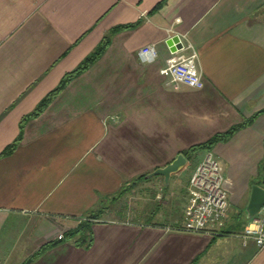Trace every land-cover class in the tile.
<instances>
[{
  "label": "crops",
  "instance_id": "crops-1",
  "mask_svg": "<svg viewBox=\"0 0 264 264\" xmlns=\"http://www.w3.org/2000/svg\"><path fill=\"white\" fill-rule=\"evenodd\" d=\"M134 22L111 32L0 156V264H264V246L241 237L264 166V0H0V152L64 73L111 28ZM175 34L198 52L200 88L174 87L159 71ZM147 44L151 60L139 54ZM241 122L197 151L185 177L188 159L167 184L152 176L163 190L155 210L88 218L135 176ZM207 152L223 165L228 208L214 228L223 234L168 229L182 223L184 188ZM83 220L89 246L57 238Z\"/></svg>",
  "mask_w": 264,
  "mask_h": 264
},
{
  "label": "built area",
  "instance_id": "built-area-1",
  "mask_svg": "<svg viewBox=\"0 0 264 264\" xmlns=\"http://www.w3.org/2000/svg\"><path fill=\"white\" fill-rule=\"evenodd\" d=\"M173 31L172 29H170ZM180 46L170 50L160 73L165 76L166 83L174 87L185 84L193 88L203 85L198 69V52L185 35H179ZM157 51L154 44H147L139 50L142 58L151 60ZM223 165L212 152H207L196 165L188 182V197L184 207V218L178 226H168V229H180L186 232H208L222 234L215 230V225L221 224L228 208V197L223 185ZM241 237L252 239L256 246H264V204L244 226ZM57 238H63L60 233Z\"/></svg>",
  "mask_w": 264,
  "mask_h": 264
},
{
  "label": "trees",
  "instance_id": "trees-1",
  "mask_svg": "<svg viewBox=\"0 0 264 264\" xmlns=\"http://www.w3.org/2000/svg\"><path fill=\"white\" fill-rule=\"evenodd\" d=\"M136 24L137 22H134L130 24L118 25V26L111 28L102 37V39L99 41V43L94 47L92 51H90L82 60H80V62L72 70L64 73V75L60 78L57 85L54 88H52L50 91H48L36 103V105L30 112L24 114L21 117L19 121V132L17 136L1 150L0 156L8 155L15 149V147L18 145V143L22 139L23 127L27 120L38 116L45 109V107L51 102V100L56 96L57 93H59L74 77H76L81 72H83L88 67H90V65H92L100 57V55L104 52V50L106 49V47L108 46L110 42L111 32H114L115 30L121 27H134ZM12 105L13 104H11L8 107V109ZM248 121L249 120H247L246 122ZM246 122L235 124L223 132L215 133L214 135H212L210 138H208L205 141L192 144L188 148L183 149L182 153L188 160H190L191 158L194 157L197 151L201 149H210L216 142L224 141L228 139L237 129L242 127ZM145 174L146 173L137 175L136 179L145 178ZM120 190H122V188H120ZM120 193L122 192L120 191L118 194ZM113 198H116V197H113ZM97 217H99V213H95V212H91L88 216V218H97ZM63 239H72L77 245H82L84 247L89 246L92 241L91 222H89L88 220H83L79 222L77 226L68 230L65 233V236L63 237ZM51 244H53V241L44 243L41 249Z\"/></svg>",
  "mask_w": 264,
  "mask_h": 264
},
{
  "label": "rangeland",
  "instance_id": "rangeland-1",
  "mask_svg": "<svg viewBox=\"0 0 264 264\" xmlns=\"http://www.w3.org/2000/svg\"><path fill=\"white\" fill-rule=\"evenodd\" d=\"M199 153H196V155L190 159L189 165L185 168L182 169L181 175L182 177H185L186 174L188 173V170L198 161L199 159ZM137 176L129 180L124 186H122V190H118L113 196H111L110 201H106L105 204H102L98 210L95 211V213H99V216L101 215L102 217H107L106 214H102L104 209H109L108 215L110 216H115L116 217H124L127 219H133L136 218L138 214V210L142 206L147 207V209H154L159 205L162 201L163 198L161 197V193L163 190H160V188H157L160 184L157 179L155 180L154 177H149V178H141V179H136ZM170 188V186H168ZM167 187V188H168ZM165 189L166 194L169 193V188ZM184 189L188 190V187L185 186ZM122 192L118 194L119 192ZM187 194V191H186ZM168 196H171L170 194ZM166 196L165 199L169 200L170 197ZM116 197V198H113ZM115 208H121L122 210H119L117 213L113 211ZM60 234V233H59ZM63 237L65 234L62 232L61 233Z\"/></svg>",
  "mask_w": 264,
  "mask_h": 264
},
{
  "label": "water",
  "instance_id": "water-1",
  "mask_svg": "<svg viewBox=\"0 0 264 264\" xmlns=\"http://www.w3.org/2000/svg\"><path fill=\"white\" fill-rule=\"evenodd\" d=\"M166 43L169 46L170 50L172 51L180 46L177 35H173L170 38H168ZM186 163H187V158L184 156L182 152H179L170 162H168L164 166L156 167L155 169L146 173L145 178L159 175L163 178L164 183L167 184L171 174L176 172ZM263 204H264V166L262 167L261 184H253L251 186L250 197L245 207L246 216L253 217ZM28 261L29 259L27 260V262Z\"/></svg>",
  "mask_w": 264,
  "mask_h": 264
}]
</instances>
